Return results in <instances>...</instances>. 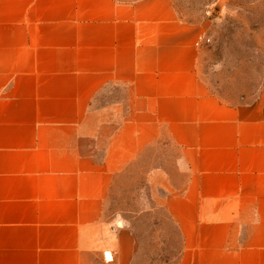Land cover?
<instances>
[{"label": "crops", "instance_id": "obj_1", "mask_svg": "<svg viewBox=\"0 0 264 264\" xmlns=\"http://www.w3.org/2000/svg\"><path fill=\"white\" fill-rule=\"evenodd\" d=\"M204 33L0 0V264H264V100L211 85Z\"/></svg>", "mask_w": 264, "mask_h": 264}, {"label": "rangeland", "instance_id": "obj_2", "mask_svg": "<svg viewBox=\"0 0 264 264\" xmlns=\"http://www.w3.org/2000/svg\"><path fill=\"white\" fill-rule=\"evenodd\" d=\"M179 15L204 28L211 85L264 100V0H173Z\"/></svg>", "mask_w": 264, "mask_h": 264}, {"label": "built area", "instance_id": "obj_3", "mask_svg": "<svg viewBox=\"0 0 264 264\" xmlns=\"http://www.w3.org/2000/svg\"><path fill=\"white\" fill-rule=\"evenodd\" d=\"M106 256H107V259L108 260H111L112 259V256H111L110 252H106Z\"/></svg>", "mask_w": 264, "mask_h": 264}]
</instances>
